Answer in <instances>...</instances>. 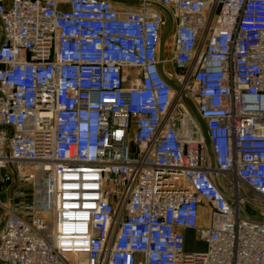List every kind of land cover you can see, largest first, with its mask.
<instances>
[{
	"label": "built area",
	"instance_id": "1",
	"mask_svg": "<svg viewBox=\"0 0 264 264\" xmlns=\"http://www.w3.org/2000/svg\"><path fill=\"white\" fill-rule=\"evenodd\" d=\"M142 1L214 167L161 12L0 0V264H264V0Z\"/></svg>",
	"mask_w": 264,
	"mask_h": 264
},
{
	"label": "water",
	"instance_id": "2",
	"mask_svg": "<svg viewBox=\"0 0 264 264\" xmlns=\"http://www.w3.org/2000/svg\"><path fill=\"white\" fill-rule=\"evenodd\" d=\"M108 1H110L112 3H116V4H123V5H129V6H142V5H144L146 7L153 8V9H155V10H157L163 14L164 19H165V27H164V30H163L161 36H160V40H159V50H158V59L160 61L159 65H158L159 71H160L162 77L166 80V82L173 88V90L177 93V95L185 102V104L188 106L191 113L193 114V116L195 117L197 122L199 123V125L202 129L204 142H205V145L207 148V153H208V157H209V165H210V168H213L214 167V157H213L211 147H210L207 128H206V125H205L203 119L201 118L200 114L198 113L193 102L181 90L180 86L175 81L167 78L163 72L162 61L164 60L165 44H166L168 37L170 36V34L172 32V27H173V18L171 16L170 12L164 6H162L159 3L154 2V1H142V0H108ZM258 219L262 220L263 217L259 216Z\"/></svg>",
	"mask_w": 264,
	"mask_h": 264
},
{
	"label": "rangeland",
	"instance_id": "3",
	"mask_svg": "<svg viewBox=\"0 0 264 264\" xmlns=\"http://www.w3.org/2000/svg\"><path fill=\"white\" fill-rule=\"evenodd\" d=\"M115 8L121 12V13H124L125 10H124V7L123 5H117V4H114ZM171 42H172V36L170 34V36L168 37L167 41H166V44H165V49L169 50L167 52V55L166 57L167 58H170V50H171ZM247 191V189H246ZM261 205L264 206V203H261ZM209 220V219H208ZM195 236L189 234V233H185V242H184V249L185 251H189V252H195V251H203L204 250V246L200 243H196V241H194V238ZM196 240V239H195Z\"/></svg>",
	"mask_w": 264,
	"mask_h": 264
},
{
	"label": "crops",
	"instance_id": "4",
	"mask_svg": "<svg viewBox=\"0 0 264 264\" xmlns=\"http://www.w3.org/2000/svg\"><path fill=\"white\" fill-rule=\"evenodd\" d=\"M168 51L169 50L165 49V53H164V58L165 59H167L166 55H167ZM208 219H209V209L206 206H200V208H199V224L201 226L208 225V221H209ZM186 233H189V234L194 236V232L193 231H186ZM194 241H196V243L202 244L204 246V250L206 249V244L204 242L198 241V240H195V239H194ZM195 252H197V251H195Z\"/></svg>",
	"mask_w": 264,
	"mask_h": 264
}]
</instances>
